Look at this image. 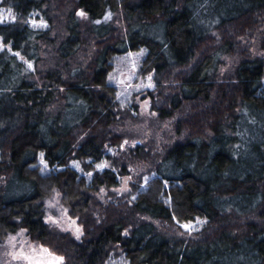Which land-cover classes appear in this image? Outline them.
<instances>
[{
	"label": "trees",
	"instance_id": "trees-1",
	"mask_svg": "<svg viewBox=\"0 0 264 264\" xmlns=\"http://www.w3.org/2000/svg\"><path fill=\"white\" fill-rule=\"evenodd\" d=\"M3 5L16 18L0 23V242L25 230L63 264H264V56L250 44L264 54V0ZM137 52L142 76L153 75V110L179 115L184 138L153 159L135 198L104 204L95 195L128 173L96 165L126 138L123 115L138 112L110 78ZM147 154L140 145L124 156ZM87 160L91 179L72 166ZM54 192L83 226L80 240L46 223ZM198 219L195 237L169 230Z\"/></svg>",
	"mask_w": 264,
	"mask_h": 264
},
{
	"label": "rangeland",
	"instance_id": "rangeland-1",
	"mask_svg": "<svg viewBox=\"0 0 264 264\" xmlns=\"http://www.w3.org/2000/svg\"><path fill=\"white\" fill-rule=\"evenodd\" d=\"M5 0H0V23H9L14 21L15 14L11 9L4 6ZM80 18H87L84 12L79 13ZM31 23L34 27H45V22L37 18L34 14ZM254 55L264 56L259 50L258 39L250 41ZM3 47L0 43V48ZM144 52L129 53L116 62L115 70L112 72L110 82L118 89L119 96L123 103L130 99L133 105L138 106V112L128 109L129 117L123 115V131L126 137L120 147L109 148L108 154L110 160H106L96 165V170L106 168L114 169L117 173L127 169V175L120 177V186L117 188H102L95 197L104 204L109 202L131 201L136 196V188H144L147 180L154 174L152 170V161L158 159L168 148L175 143L180 142L184 136L176 134L175 123L180 117L176 115L169 120H161L157 112L153 110L152 99L149 94L155 90L153 75L142 76V61ZM232 60V61H231ZM228 59V65H231L233 58ZM127 107V106H126ZM145 148L149 162H137L136 159L129 160L124 155L137 146ZM41 166L46 167V163L41 161ZM87 161H75L72 163L82 175L91 179L94 172H87ZM138 186V187H137ZM61 194L54 192L51 197L44 201L45 221L52 228L62 232L70 233L74 238L80 240L84 234L83 226L78 218L70 214V210L62 203ZM205 221L198 219L194 222L180 223L174 220L170 224L169 230L177 237L189 239L195 237L202 231ZM168 228V227H167ZM64 258L58 256L46 247L30 240L25 230L9 236L0 242V264H63ZM109 264H128L123 257L118 256Z\"/></svg>",
	"mask_w": 264,
	"mask_h": 264
}]
</instances>
